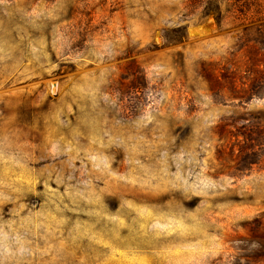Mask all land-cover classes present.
<instances>
[{"label": "rangeland", "instance_id": "374dc122", "mask_svg": "<svg viewBox=\"0 0 264 264\" xmlns=\"http://www.w3.org/2000/svg\"><path fill=\"white\" fill-rule=\"evenodd\" d=\"M264 0H0V264H264Z\"/></svg>", "mask_w": 264, "mask_h": 264}, {"label": "trees", "instance_id": "16d2710c", "mask_svg": "<svg viewBox=\"0 0 264 264\" xmlns=\"http://www.w3.org/2000/svg\"><path fill=\"white\" fill-rule=\"evenodd\" d=\"M264 44V43H263Z\"/></svg>", "mask_w": 264, "mask_h": 264}]
</instances>
